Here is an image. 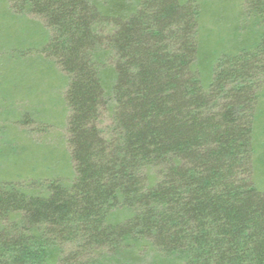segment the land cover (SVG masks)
Instances as JSON below:
<instances>
[{
  "label": "trees",
  "instance_id": "trees-1",
  "mask_svg": "<svg viewBox=\"0 0 264 264\" xmlns=\"http://www.w3.org/2000/svg\"><path fill=\"white\" fill-rule=\"evenodd\" d=\"M0 6L43 22L74 173L0 182V264H264V0Z\"/></svg>",
  "mask_w": 264,
  "mask_h": 264
},
{
  "label": "rangeland",
  "instance_id": "rangeland-1",
  "mask_svg": "<svg viewBox=\"0 0 264 264\" xmlns=\"http://www.w3.org/2000/svg\"><path fill=\"white\" fill-rule=\"evenodd\" d=\"M3 12L0 9V182L35 176L45 181L71 180L66 129L70 111L64 102L63 75L40 56V42L39 47L31 49L30 43L25 47L29 34L38 32L43 22L33 16L11 21ZM209 12L217 15L207 6ZM215 23L223 31L229 24L228 18ZM261 78L259 74L257 79L264 83ZM255 161L256 171L264 170V148ZM262 170L255 174L259 186H264Z\"/></svg>",
  "mask_w": 264,
  "mask_h": 264
}]
</instances>
